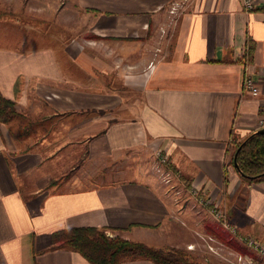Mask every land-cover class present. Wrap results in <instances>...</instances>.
<instances>
[{"label": "crops", "instance_id": "obj_1", "mask_svg": "<svg viewBox=\"0 0 264 264\" xmlns=\"http://www.w3.org/2000/svg\"><path fill=\"white\" fill-rule=\"evenodd\" d=\"M21 3L0 14L19 27L0 45V96L15 110L0 121V264H90L53 245L75 226L178 246L156 151L240 237L264 243V179L247 183L231 160L259 129L241 81L264 67V0L251 11L240 0Z\"/></svg>", "mask_w": 264, "mask_h": 264}, {"label": "rangeland", "instance_id": "obj_2", "mask_svg": "<svg viewBox=\"0 0 264 264\" xmlns=\"http://www.w3.org/2000/svg\"><path fill=\"white\" fill-rule=\"evenodd\" d=\"M21 2L22 0H0V14L14 12L17 6H22ZM180 8L176 5V8L171 10L168 19L172 20ZM16 27L10 18L6 20L3 16L0 17V45L12 44V36L15 37L16 31L19 29ZM152 51L158 55L163 51L159 41L154 43ZM151 164L154 176L163 188L172 195L175 204V208L165 224L169 234L174 239L172 242H177L179 245L170 246L168 244L163 247L169 246L182 250L187 254L188 259L196 264H230L229 260L233 257L231 253L234 251L242 252L244 248L241 237L232 230L231 226L236 227V224L234 225L229 215L226 214L227 212H223L225 218L215 216L211 207L207 206L206 200H200L192 192L191 185L181 183L173 176L169 183H164L160 173L155 169L157 164L155 156L151 159ZM220 208L224 211V208ZM105 234L108 237L119 235L127 238L120 233L108 230Z\"/></svg>", "mask_w": 264, "mask_h": 264}, {"label": "trees", "instance_id": "obj_3", "mask_svg": "<svg viewBox=\"0 0 264 264\" xmlns=\"http://www.w3.org/2000/svg\"><path fill=\"white\" fill-rule=\"evenodd\" d=\"M14 114L13 101L0 96V121H8ZM231 160L235 161L238 174L247 183L264 179V130L257 129L235 141ZM226 173L224 168L225 181ZM106 230L107 227H68L55 230L51 238L54 246L76 251L90 264H119L123 260L132 259H147L154 264H196L177 248L154 247L119 235L108 237Z\"/></svg>", "mask_w": 264, "mask_h": 264}, {"label": "built area", "instance_id": "obj_4", "mask_svg": "<svg viewBox=\"0 0 264 264\" xmlns=\"http://www.w3.org/2000/svg\"><path fill=\"white\" fill-rule=\"evenodd\" d=\"M240 3L244 10L251 11L256 5V0H240ZM241 89L243 92L249 94L251 97L259 100V118L257 121V127H264V67L260 70L257 77H253L250 74H245L241 81ZM156 157V171H158L162 177L164 183H169L172 177L170 170L167 168V155L160 151L155 152ZM198 187L191 186L193 193H198ZM211 211L217 217L225 218V214L222 209L215 203H213ZM232 230L236 232V227L231 226ZM243 245L247 250L242 252H232V259L230 264H264V243L254 237L244 236L241 237Z\"/></svg>", "mask_w": 264, "mask_h": 264}, {"label": "water", "instance_id": "obj_5", "mask_svg": "<svg viewBox=\"0 0 264 264\" xmlns=\"http://www.w3.org/2000/svg\"><path fill=\"white\" fill-rule=\"evenodd\" d=\"M258 130L263 131V130H264V127L259 128ZM237 150H238V149H237ZM237 150H236L235 153H234L233 159H235V155H236V153H237ZM233 165H234V167L236 168V163H235V161L233 162Z\"/></svg>", "mask_w": 264, "mask_h": 264}]
</instances>
